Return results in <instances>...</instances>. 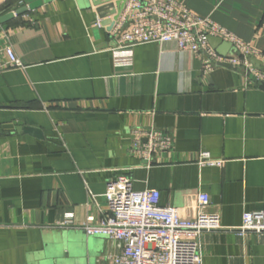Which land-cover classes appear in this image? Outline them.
I'll list each match as a JSON object with an SVG mask.
<instances>
[{"label": "crops", "instance_id": "0c3cea01", "mask_svg": "<svg viewBox=\"0 0 264 264\" xmlns=\"http://www.w3.org/2000/svg\"><path fill=\"white\" fill-rule=\"evenodd\" d=\"M177 1L264 55V0ZM26 2L0 0V16ZM97 20L90 0H53L0 22V49L23 63L0 71V128L22 122L0 133V264L106 263L123 243L82 225L122 175L187 220L208 195L224 228L202 234L203 264H264V233L237 230L264 207L262 81L245 67L205 72L174 42L118 47ZM142 127L173 137L151 163L130 152ZM203 153L225 162L202 165Z\"/></svg>", "mask_w": 264, "mask_h": 264}, {"label": "built area", "instance_id": "2783aa9c", "mask_svg": "<svg viewBox=\"0 0 264 264\" xmlns=\"http://www.w3.org/2000/svg\"><path fill=\"white\" fill-rule=\"evenodd\" d=\"M96 25L102 27L101 18ZM109 33L118 47L174 42L179 49L199 57L205 72L226 64L245 67L247 73L264 82V71L246 58L253 55L264 59V55L256 54L250 45L211 17L199 16L177 0H127ZM208 35L230 42L241 55L219 53L210 45ZM22 66L11 44L0 49V71ZM133 137L130 152L148 163L156 153L173 147L172 135L156 127L136 128ZM224 162L208 153H203L200 161L210 166ZM105 197L106 212L90 215L82 225L87 235L123 243L121 251L104 264H203L202 234L224 228L220 215L206 210L210 199L205 193H199L197 215L191 220L183 219L177 207L162 205L158 189H134L128 176L109 180ZM237 230L241 234L264 233V207L245 212Z\"/></svg>", "mask_w": 264, "mask_h": 264}, {"label": "water", "instance_id": "95a60500", "mask_svg": "<svg viewBox=\"0 0 264 264\" xmlns=\"http://www.w3.org/2000/svg\"><path fill=\"white\" fill-rule=\"evenodd\" d=\"M53 0H27L26 3H23L21 7L14 8L9 13L0 16V22L4 23L11 19H13L15 16H20L23 14L28 13L29 11L36 10L37 8L41 7L44 3H49ZM127 0H90L91 4L96 8V11L98 13V17L102 19V25L109 26L108 30L110 31L112 26L114 25V22L118 19L119 14L122 12L125 3ZM4 29H7V26L4 27ZM207 39L210 43V45L216 49L219 53L227 55L229 51L235 50L236 48L228 41L223 40L220 37L208 35ZM241 54L236 51V54H232L230 56H240ZM246 58L249 60L251 64H253L256 68L264 71V62L253 55H246ZM224 67H227L229 69H234L231 65H224ZM260 88L264 89V82L260 84ZM18 126L22 125V122H12L11 124H4L0 128V133L3 132L4 129H12L17 128V130H20ZM27 132L29 133H35L34 129H28Z\"/></svg>", "mask_w": 264, "mask_h": 264}, {"label": "trees", "instance_id": "16d2710c", "mask_svg": "<svg viewBox=\"0 0 264 264\" xmlns=\"http://www.w3.org/2000/svg\"><path fill=\"white\" fill-rule=\"evenodd\" d=\"M22 4H23V3H22ZM22 4H21V5H22ZM11 8H17V7H16V6H14V7H11Z\"/></svg>", "mask_w": 264, "mask_h": 264}]
</instances>
